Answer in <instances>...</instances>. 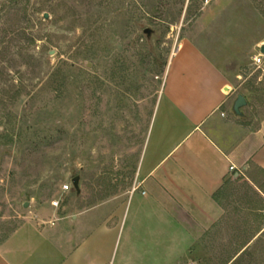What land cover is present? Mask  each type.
<instances>
[{
	"label": "rangeland",
	"instance_id": "rangeland-1",
	"mask_svg": "<svg viewBox=\"0 0 264 264\" xmlns=\"http://www.w3.org/2000/svg\"><path fill=\"white\" fill-rule=\"evenodd\" d=\"M186 37L251 97V122L264 120V67L253 64L264 0H0V246L32 231L62 255L80 231L109 222L111 183L124 190L131 181L151 107ZM76 177L80 191L64 192ZM255 183L259 191L241 185L223 246L197 264H264V176ZM122 234L112 264L122 259Z\"/></svg>",
	"mask_w": 264,
	"mask_h": 264
},
{
	"label": "crops",
	"instance_id": "crops-1",
	"mask_svg": "<svg viewBox=\"0 0 264 264\" xmlns=\"http://www.w3.org/2000/svg\"><path fill=\"white\" fill-rule=\"evenodd\" d=\"M239 95L247 101L243 116L233 112ZM251 106V97L186 37L151 107L131 181L124 190L111 183L109 222L80 231L76 247L62 255L36 232L18 233L0 246V264H112L122 230L118 264H197L199 254L217 252L240 211L241 185L259 191L255 180L264 176V120L251 122Z\"/></svg>",
	"mask_w": 264,
	"mask_h": 264
},
{
	"label": "water",
	"instance_id": "water-1",
	"mask_svg": "<svg viewBox=\"0 0 264 264\" xmlns=\"http://www.w3.org/2000/svg\"><path fill=\"white\" fill-rule=\"evenodd\" d=\"M44 18L46 20L49 19L48 15H45ZM144 33L147 35L148 38H150V36L152 34V31L150 29H146L144 31ZM260 53L262 55H264V45L261 46ZM246 105H247V101H246L245 97L243 95H239L238 98L236 99L235 103H234V106H233L234 114L237 115V116H243V114L241 112V109L244 108ZM79 182H80V178L79 177H76V178H74L72 180V185H73L74 189L77 190L78 192L80 191ZM29 205H30L29 203H26L24 205V207L28 208Z\"/></svg>",
	"mask_w": 264,
	"mask_h": 264
},
{
	"label": "built area",
	"instance_id": "built-area-1",
	"mask_svg": "<svg viewBox=\"0 0 264 264\" xmlns=\"http://www.w3.org/2000/svg\"><path fill=\"white\" fill-rule=\"evenodd\" d=\"M213 0H205V5H209L210 3H212ZM253 64L254 66H256L257 68H263L264 67V55H262L261 53H258L254 58H253ZM234 168H231V170H233ZM73 185H66L63 187V191L64 192H68L72 189ZM54 207H58L59 206V202L55 201L52 203Z\"/></svg>",
	"mask_w": 264,
	"mask_h": 264
}]
</instances>
